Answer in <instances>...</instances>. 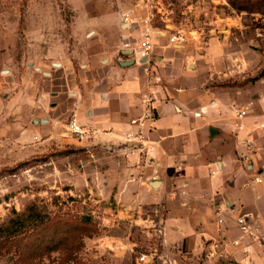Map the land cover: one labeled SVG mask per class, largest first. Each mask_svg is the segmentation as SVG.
Returning a JSON list of instances; mask_svg holds the SVG:
<instances>
[{
	"label": "rangeland",
	"instance_id": "1",
	"mask_svg": "<svg viewBox=\"0 0 264 264\" xmlns=\"http://www.w3.org/2000/svg\"><path fill=\"white\" fill-rule=\"evenodd\" d=\"M150 15L157 28L171 19L196 35V53L218 61L204 74L210 85L261 96L264 12L239 11L230 0H0V225L34 206L45 216H88L92 231L74 264H136L137 253L157 242L162 252H177L166 239L165 208L121 210L113 179L92 163V152L106 149L67 140L65 123L58 136L46 137L35 122L42 97L64 90L70 69L78 73L127 43L135 46L128 22L141 25ZM9 261L0 255V264Z\"/></svg>",
	"mask_w": 264,
	"mask_h": 264
},
{
	"label": "crops",
	"instance_id": "2",
	"mask_svg": "<svg viewBox=\"0 0 264 264\" xmlns=\"http://www.w3.org/2000/svg\"><path fill=\"white\" fill-rule=\"evenodd\" d=\"M135 19L128 22L133 48L142 31ZM154 42L163 82L148 155L129 152L121 133L133 128L129 121L141 115L142 96L154 84L142 63L125 65L123 59L131 56H122V48L78 73L70 69V78L63 79L66 88L42 97L41 133L58 136L73 111L82 123L97 128L92 140L70 135L67 140L89 150L106 149L92 152L93 167L113 179L112 193L124 213L165 208L166 239L177 249L172 253L180 264H264V248L248 254L242 246H230L228 257L206 254L211 239L241 236L236 216L247 214L264 224V182L253 180L264 173V91L256 96L252 89L212 86L204 74L217 60L197 54L200 49L190 40L170 44L156 36ZM238 107L248 113L238 118ZM220 202L229 208L224 230L217 220Z\"/></svg>",
	"mask_w": 264,
	"mask_h": 264
},
{
	"label": "built area",
	"instance_id": "3",
	"mask_svg": "<svg viewBox=\"0 0 264 264\" xmlns=\"http://www.w3.org/2000/svg\"><path fill=\"white\" fill-rule=\"evenodd\" d=\"M156 36L164 37L170 44H181L190 39H196V35L186 31L184 26L178 25L173 21H166L163 28L156 30L153 25L152 16H147L143 20L141 31V44H137L136 48L127 43L123 50H135V58L137 62L144 65L145 70L151 77V83L154 84L148 92L144 93L141 99L142 113L139 116L130 119L129 123L133 128L123 130L121 135L123 143L131 153L139 155H148L150 150V142L152 132L155 129V121L157 117L158 102L160 101V86L163 82V76L157 72V62L154 57V38ZM125 55L124 53H120ZM248 113L247 108H236L238 118ZM66 129L70 136L75 137L79 141H89L96 138L98 130L95 127L84 124L80 121L76 111H73L67 121ZM256 183L264 182V173H260L253 178ZM249 184V183H248ZM185 192V191H182ZM264 194V189L262 190ZM217 220L220 229L227 227L226 218L228 206L225 202H220L216 207ZM236 225L241 236L239 238L228 239L223 236L220 239H211L208 242L206 254L208 258L228 257L230 246H242L246 253H251L255 248H264V224L254 223L247 214L236 216ZM160 232L162 230L160 229ZM247 240L245 244L243 241ZM158 243V242H157ZM145 248L137 253L136 264H180L178 258L174 255L162 252L158 244Z\"/></svg>",
	"mask_w": 264,
	"mask_h": 264
},
{
	"label": "trees",
	"instance_id": "4",
	"mask_svg": "<svg viewBox=\"0 0 264 264\" xmlns=\"http://www.w3.org/2000/svg\"><path fill=\"white\" fill-rule=\"evenodd\" d=\"M230 3L239 11L264 12V0ZM91 231L88 216L69 211L45 216L36 206L30 207L0 225V255L8 256V264H45V257L51 259L49 264H74L78 247ZM55 252L61 256L53 257Z\"/></svg>",
	"mask_w": 264,
	"mask_h": 264
},
{
	"label": "water",
	"instance_id": "5",
	"mask_svg": "<svg viewBox=\"0 0 264 264\" xmlns=\"http://www.w3.org/2000/svg\"><path fill=\"white\" fill-rule=\"evenodd\" d=\"M125 24H127V23H125ZM121 53H124L126 55L131 56V58H129V59H123L126 62L125 65H132L135 62H137L136 61V58L134 56L135 55V50L134 49H130L129 51L122 50ZM54 65L60 67V66H62V63H60V62H54ZM36 69L40 70L41 68L39 66H36ZM43 73L46 74V75H51V72L50 71H43ZM35 122L38 123L39 122L38 119H35ZM153 185H154V187H158L159 183L158 182H155V184H153Z\"/></svg>",
	"mask_w": 264,
	"mask_h": 264
},
{
	"label": "flooded vegetation",
	"instance_id": "6",
	"mask_svg": "<svg viewBox=\"0 0 264 264\" xmlns=\"http://www.w3.org/2000/svg\"><path fill=\"white\" fill-rule=\"evenodd\" d=\"M125 57H127V56H125Z\"/></svg>",
	"mask_w": 264,
	"mask_h": 264
}]
</instances>
